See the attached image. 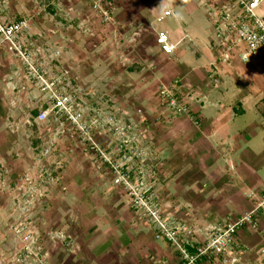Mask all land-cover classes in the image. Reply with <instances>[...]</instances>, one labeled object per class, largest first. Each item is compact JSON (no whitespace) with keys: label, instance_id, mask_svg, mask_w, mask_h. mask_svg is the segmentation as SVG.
Returning a JSON list of instances; mask_svg holds the SVG:
<instances>
[{"label":"crops","instance_id":"1","mask_svg":"<svg viewBox=\"0 0 264 264\" xmlns=\"http://www.w3.org/2000/svg\"><path fill=\"white\" fill-rule=\"evenodd\" d=\"M75 1L0 0V19L27 20L18 41L45 77L58 79V87L73 95L87 117L103 120L94 113L103 105L108 114L115 110L118 121L133 126L134 149L120 145L108 127L97 133L96 140L131 175L142 172L161 217L192 231L190 237L180 233L192 252V246L254 208L264 195V61L244 63L236 56L222 63L216 28L198 0H120L125 1L119 11L122 29L115 32L111 24L103 37L110 43L118 33L130 49L103 55L105 51L92 50L88 43L92 51H84V39L73 37L76 26L71 25L77 19L61 25L68 20V8L78 12L84 8ZM154 1L162 4L163 12L172 13L166 16L170 20L166 29H161L176 45L169 54L156 42L158 30L143 18ZM183 1L189 5L181 13ZM49 11L55 17L47 16ZM259 13L264 18V4ZM146 33L149 38H144ZM98 58L104 64L103 85L96 83ZM114 58L123 64L118 72L108 65ZM175 81L189 115L172 114L160 102L158 88ZM98 91L105 92L101 102L96 99ZM51 105L48 92L28 77L25 65L1 43L0 167L8 171L5 188H13L25 173L53 167L60 185L50 188L42 182L51 194L48 207L29 215L13 193L2 194L0 264H32L18 252L22 243L11 230L27 216L44 230L33 231V241L40 237L54 241L42 251L49 264H184L175 246L156 237V226L130 205L100 155L80 138L60 133L53 121H35L38 111ZM44 150H49L47 155H42ZM255 219L254 226H243L236 234L241 251L235 253L239 257L235 264H264L263 208ZM226 258H204L198 264H228Z\"/></svg>","mask_w":264,"mask_h":264},{"label":"built area","instance_id":"2","mask_svg":"<svg viewBox=\"0 0 264 264\" xmlns=\"http://www.w3.org/2000/svg\"><path fill=\"white\" fill-rule=\"evenodd\" d=\"M92 11L99 13L100 20L107 23L110 19L114 0H86ZM207 8L208 16L216 28V37L219 45V58L222 63H229L233 57H239L244 63L249 61H264V18L259 13V7L264 0H198ZM170 10H165L162 16L157 18L160 22L164 17L170 16ZM28 26L27 20L2 21L0 19V45L5 43L11 55L20 60L27 69V75L34 79L42 90L48 92L52 105L49 109H41L35 116L37 123L43 124L53 121L58 125L60 133L68 135L70 139L80 138L86 146L102 158L113 174L114 184L122 189L128 196L130 205L143 215L150 217V221L156 226L159 233L156 237L170 241L179 251L184 264H198L201 259L218 261L221 257H227L225 262L235 264L239 257L235 254L241 251L240 244L236 241L238 230L246 225H255L259 209H264V195H262L254 208L241 214L223 227L213 231L205 242L192 246L189 252L186 243L180 238V233L190 237V231L185 225L173 223L161 217L158 205L148 194V187L141 171L131 175L130 170L119 160L112 158L106 150L97 142L96 136L102 128L108 127L113 130L120 141V145L128 149L136 148V139L133 135V126L118 121L115 117L108 116L103 120L95 118L87 119L83 110L78 106L71 93L61 90L56 78L45 77L42 70L37 66L34 58L26 51L18 38ZM156 42L163 53H172L176 45L169 42L167 32L159 31ZM67 72H65L66 74ZM64 81V80H63ZM179 82L161 85L158 88L160 102L165 105L172 114L189 115V108L183 99L179 88ZM49 150H44L42 155H47ZM8 171L0 167V199L5 191L13 193L20 203L19 207L29 213L40 206L47 199L48 190L42 185L46 182L50 188L60 185L58 170L53 167L52 171H32L18 178L13 188H5V176ZM61 191L64 190L62 187ZM27 209V210H26ZM1 216V207H0ZM26 218L19 219L11 225V230L17 236L22 245L18 252H24L31 258L32 264H46V258L32 238L33 230L26 224ZM50 235V232L48 233ZM62 237V233L58 234Z\"/></svg>","mask_w":264,"mask_h":264},{"label":"rangeland","instance_id":"3","mask_svg":"<svg viewBox=\"0 0 264 264\" xmlns=\"http://www.w3.org/2000/svg\"><path fill=\"white\" fill-rule=\"evenodd\" d=\"M69 1H70V4H71L72 3L71 2L72 0H69ZM74 1L75 0H73V2ZM131 2H132L131 0H128V3H131ZM80 3H83L84 4V8H81L79 10V12L72 10V7L68 8V9L71 10V12H67V13H70L69 16L67 15L68 20L65 21V22H63L61 25H64V23H67L68 24L69 22H72L73 19H77L76 20L77 22H75L74 24L71 25L73 27L76 26V28L73 29V37L76 38V36L77 37L81 36L84 39L83 42H82L84 51H92V50L99 51V52H104L105 51L104 54L103 53L102 54L103 55H105V54L109 55L111 53L112 54L113 53L114 54L115 53L118 54L119 52H122L124 50H127L128 51L130 49L129 46L126 47L125 39L120 38V36L118 35V33H116L115 38L110 43L109 42H106L107 38H104L103 37L104 32L105 33L107 32V27L109 25H111V24H114L116 26L115 28H113V31H115V32H120L121 31L122 28H120V27H122V26H120V24H121V22L123 23V18H122L123 15H121L119 13V11H120L121 7L123 6L122 4H124L125 1L120 2V0H114V5H112V6H114V8L112 9L113 11L111 12L110 19H109V21L107 23H104V22H102L100 20V17H99L100 14L99 13H96L95 11H92V9L90 8V5L88 4V2L86 0H83V1L80 0ZM187 3L188 2L183 1L182 4L180 5L178 11L181 12V13H183L184 10H185V8H186V6L189 5ZM85 7H87V8H85ZM53 13L54 12L49 11L47 13V16L55 17V16H53L54 15ZM79 13L82 14V15H84V16H82L81 18H77L76 15H79ZM206 13L208 14L207 8H206ZM120 15H121V17H120ZM162 15H163V6H162V4L159 3V2L154 1V3L150 5L149 11H145L143 13V18L145 19L146 22H148L149 24L153 25L155 27V29L158 30L157 31V33H158L159 31H165V30H161V29H166V26H168V23L170 21L168 17H165V18H163L162 21L158 22L157 21V18L159 16H162ZM120 18H122V19H120ZM59 19H60V17H59ZM67 24H65V26ZM67 27H68V25H67ZM117 27H118L119 30L117 29ZM65 30H68V28H65ZM79 30H80V32H79ZM99 34H100V36L102 34V37L104 38V39H102V41L100 39H97L96 38ZM149 37H150V34H148V33L144 34V38H149ZM88 43H90V47H91L92 50L88 49ZM93 47H94V49H93ZM134 51L135 50H133L132 52H134ZM97 64L98 65L95 68V71H97V73H98V75L96 77V83L98 82L99 84H102L103 85V79H104V75H103L104 73H102V71H103V65H104L103 64V59L100 58L99 61L97 62ZM109 64H111V67H114V70H116L117 72H118V69L120 70V67L121 68L123 67V64H120V60L119 59L116 60V58H114L111 61L109 60L108 65ZM120 73H121V71H120ZM118 77H119V75H117V77L115 79L116 80L119 79ZM117 83H119V82H117ZM104 94H105L104 91H98V92H96L97 102H101L103 100V95ZM110 110L112 112V113H110L111 114V117H114V115H117L115 113V110H112V109H110ZM95 111L96 112H94V113H95V116L96 117L105 119L108 116H110V114H108L109 112L107 111V108L105 110V106H103V105H98V108ZM85 117L87 119H88V117L89 118H92L90 116L87 117L86 114H85ZM65 190H63V191H65ZM62 192L60 194L61 196H62ZM64 194H65V192H64ZM64 194H63V196H64ZM48 197H51V194L50 193L48 194L47 199H44L43 202L40 204V206L38 208H36L35 210L39 211L41 209L47 208L48 207V204H49L48 203ZM22 210H24V209H22ZM158 210L160 212V208ZM26 212H27L28 215L30 214L29 211H26ZM140 213L143 214L142 212H140ZM30 217L31 216H27V218H26V220H27L26 224H27L28 228L30 230H33V231H44V230H42L43 229L42 228V225L41 226H38L37 225V224H40V222H38V221L37 222L36 221L30 222ZM144 217L147 220L146 222L149 223V225H150L151 222H152V221H150V217L147 216V215H144ZM40 238L41 239H39L37 241L34 240L33 243H35L37 246H41L40 247L41 248V251L46 252L45 251V248H47L51 244H53L52 242H54V241L49 240L48 237H47L48 240H45L44 239L45 237L44 238L40 237ZM46 264H49V262H48L47 259H46Z\"/></svg>","mask_w":264,"mask_h":264}]
</instances>
